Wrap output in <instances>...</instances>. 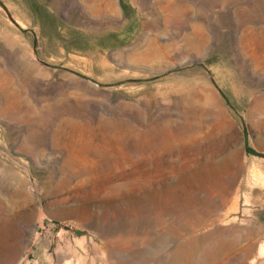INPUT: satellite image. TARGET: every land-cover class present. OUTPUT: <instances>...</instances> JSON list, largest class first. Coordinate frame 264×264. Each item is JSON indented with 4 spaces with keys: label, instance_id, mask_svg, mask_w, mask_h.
Here are the masks:
<instances>
[{
    "label": "rangeland",
    "instance_id": "obj_1",
    "mask_svg": "<svg viewBox=\"0 0 264 264\" xmlns=\"http://www.w3.org/2000/svg\"><path fill=\"white\" fill-rule=\"evenodd\" d=\"M0 1V264H264V0Z\"/></svg>",
    "mask_w": 264,
    "mask_h": 264
},
{
    "label": "water",
    "instance_id": "obj_2",
    "mask_svg": "<svg viewBox=\"0 0 264 264\" xmlns=\"http://www.w3.org/2000/svg\"><path fill=\"white\" fill-rule=\"evenodd\" d=\"M0 5L5 8L4 4L0 1Z\"/></svg>",
    "mask_w": 264,
    "mask_h": 264
}]
</instances>
